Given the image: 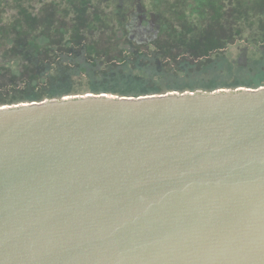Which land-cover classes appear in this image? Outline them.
Returning <instances> with one entry per match:
<instances>
[{
  "label": "water",
  "instance_id": "water-1",
  "mask_svg": "<svg viewBox=\"0 0 264 264\" xmlns=\"http://www.w3.org/2000/svg\"><path fill=\"white\" fill-rule=\"evenodd\" d=\"M0 264H264V88L0 107Z\"/></svg>",
  "mask_w": 264,
  "mask_h": 264
},
{
  "label": "rangeland",
  "instance_id": "rangeland-1",
  "mask_svg": "<svg viewBox=\"0 0 264 264\" xmlns=\"http://www.w3.org/2000/svg\"><path fill=\"white\" fill-rule=\"evenodd\" d=\"M143 1L154 26L125 19L130 4L121 0H0V107L97 92L122 98L129 88L140 97L204 93L194 89L211 76L168 73L185 59L220 64L210 70L220 83L214 93L251 90L254 77L264 88V0ZM11 59L19 76L5 67Z\"/></svg>",
  "mask_w": 264,
  "mask_h": 264
},
{
  "label": "trees",
  "instance_id": "trees-1",
  "mask_svg": "<svg viewBox=\"0 0 264 264\" xmlns=\"http://www.w3.org/2000/svg\"><path fill=\"white\" fill-rule=\"evenodd\" d=\"M128 48H130V46H128ZM213 60L214 59L212 58L211 61H208V62L202 61L201 63H198V62L190 61L189 59H185V60L179 62L176 66L169 69L168 73L173 74L174 76L179 77V78H184L187 75H194V74H200L201 76H206V77L211 76L212 81L209 82V85L207 87L201 86V87H198L197 89L195 88L194 90L195 91L196 90L204 91V93H214L215 92L214 90H216L218 88L220 83H218V81L216 80L217 75L210 72V70L211 69L219 70L220 64H218L215 67V63H214L215 61H213ZM17 63H19L17 59H15V60L11 59V61H7V63L5 64V67L10 68L12 71V74H14L15 76L20 75V67ZM150 66H155L157 68L159 67L158 65L155 64L154 61H152ZM148 68H149V66L145 67V68L142 66L134 67V69H136L135 70L136 72L141 71L144 73H147L146 70ZM207 70H209V71H207ZM160 71L168 74L166 72L165 67L160 68ZM134 74H135V72H134ZM254 78H255V80L249 81L247 86L253 87V89H251V90H258L260 88H263L262 87L263 84H261L262 81H260L258 77H254ZM99 93L100 92H97L96 95L99 96ZM195 93H198V92H195ZM120 95H122V98H131L133 96H135L136 98H139L140 96H146V94L144 92H142L141 89H139V88L125 89L120 93ZM62 99H64V98H62L61 95L54 96V97H50V96L42 97V98L37 99L36 101H35L34 97H31L27 100V102L25 104L43 103V102H47V101H56V100H62Z\"/></svg>",
  "mask_w": 264,
  "mask_h": 264
},
{
  "label": "flooded vegetation",
  "instance_id": "flooded-vegetation-1",
  "mask_svg": "<svg viewBox=\"0 0 264 264\" xmlns=\"http://www.w3.org/2000/svg\"><path fill=\"white\" fill-rule=\"evenodd\" d=\"M121 2L123 5L130 4V11L126 14L125 19L132 20L135 18V22L141 26L144 23L151 26L156 24V15L144 5L143 0H121Z\"/></svg>",
  "mask_w": 264,
  "mask_h": 264
}]
</instances>
